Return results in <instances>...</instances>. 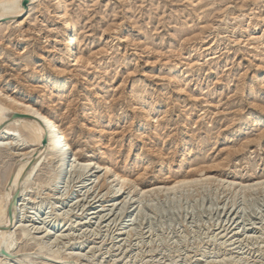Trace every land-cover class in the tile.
Instances as JSON below:
<instances>
[{
	"label": "rangeland",
	"instance_id": "obj_1",
	"mask_svg": "<svg viewBox=\"0 0 264 264\" xmlns=\"http://www.w3.org/2000/svg\"><path fill=\"white\" fill-rule=\"evenodd\" d=\"M44 3L27 9L21 20L28 24L20 32L0 35V85L37 100L43 113H57L73 149L87 153L96 146L90 129L97 117L105 124L108 158L143 186H164L160 183L164 160L173 177L191 170L197 176L217 173L226 180L240 176L244 182H264V37L260 38L264 0H232L228 6L219 0H66L77 20L79 49L91 60L89 65L73 67L61 59V76L51 71L60 33L48 1ZM40 71L48 73L47 78L37 77ZM176 78L185 89L180 94L173 84ZM28 82L40 87L33 96L22 87ZM247 85H254L252 95ZM97 88L103 90L104 101H95L90 108L84 96ZM43 89L49 90L52 107ZM135 90L144 91L142 95L156 105L155 121L165 123L159 128L166 138L163 142L158 132L150 142L136 140V129L130 128L134 116L127 106ZM255 104L257 111L252 110ZM91 111L98 113L93 117ZM253 116L260 117L254 125L243 124ZM184 141L189 150L183 149ZM130 142L135 144L131 151ZM17 159L13 152L0 153V198ZM52 178L47 165L37 169L23 212V225L33 236L18 237L15 250L0 252V264H264L260 192L246 203L240 200L234 210L227 193L215 188L218 184L178 194L161 192L164 195L144 201L149 208L134 213L139 216L134 225L116 207L111 213L100 190L92 188L87 195L80 190L67 201L76 184L52 192L48 188ZM98 211H104L102 217Z\"/></svg>",
	"mask_w": 264,
	"mask_h": 264
},
{
	"label": "bare ground",
	"instance_id": "obj_2",
	"mask_svg": "<svg viewBox=\"0 0 264 264\" xmlns=\"http://www.w3.org/2000/svg\"><path fill=\"white\" fill-rule=\"evenodd\" d=\"M47 1L49 4V8L52 10V13L54 14V19H55V20L53 19V21H55L54 26H58L57 29L59 30V33H60V41L58 42V44L56 46H53L54 50L52 49L53 50L52 53L56 54L57 57L55 59L56 62L52 63V65H51V71L54 72L58 76H61L64 73V70L61 68L62 66L60 65L62 63L61 59H67L68 62L71 64L70 66H73V67H79V66L82 67V66L89 65L91 58L84 57L81 50L79 49L80 37H79V33H78L77 20L70 13V11L66 5V0H46V2ZM28 2H29L28 8H24L22 5L23 0H0V35L4 34L6 31H8L9 33L20 32L23 29V26L25 24H28V21L24 20L25 21L24 22L23 20H21L23 17H25L28 14L27 9H29L32 6H41L45 2V0H28ZM219 2L224 4V6H228L232 2V0H219ZM261 35L262 36L260 38L264 37V33ZM58 47H60V49H61L60 51L62 54L59 52ZM39 74L40 75L37 77L42 79V78H47L48 73H45L44 71H40ZM180 80L181 79H178V78L173 79L175 91L178 94L182 93V91L183 92L185 91V89L182 86H180ZM258 80H260V79H258ZM58 82L59 81H57V82L54 81L55 85H58V84H56ZM253 82L255 83V80ZM32 83H34V81ZM26 84L27 85H23L22 87H25L26 89H24V91L26 90L27 93L30 92V94H32V96H33V93H35V92L37 93L36 89L40 88L38 86L36 87L34 84L28 85L29 82ZM243 85L241 87H243ZM252 86H254V85H252ZM252 86L251 85H250V87L248 86L249 87L248 90H249L250 95H252V91H253ZM241 87L238 86L237 89L240 90ZM59 88H60V86H59ZM44 89H45V87H44ZM44 89L42 90L43 94L45 92ZM238 90H237V92H238ZM241 90L244 91L243 88ZM48 91L49 90H47L45 92L44 98L47 101V102L46 101L45 102L48 103L50 107H52L54 101H53V99L50 98V94ZM13 92L11 93L10 90H8L7 88L2 87V85H0V153H2L4 151H9V152H13L18 157V159L14 162L12 170H10V173L8 175V180L6 183V192L3 193V195L0 198V252L4 251V253L2 252L3 255L5 254V251L7 252L8 250H12L19 244L20 239L18 237L28 239V238H31L33 236L34 232L32 233V230L29 231V228L26 229L25 228L26 224H25V226L23 225V218H24L23 212H24V209H26L25 208V202L27 201V197H29L31 195V193H33V191H31V189H33L37 169L40 166L42 167L43 165H47L49 168H51V171L53 173V178L51 179V181L49 183V187H48L52 192H54L55 189H58L60 186H64V185L67 186V184H70V183L76 184V187L74 186L75 189L73 190V193H71V194L69 193L70 195L67 197V201H68V200H70V198L72 197V195L74 193H79L80 190L85 191V194L89 193L92 188L95 191L100 190V191H98L99 196L101 198V196L104 194V196H102V199L106 198L104 200L108 201V203H110L109 206H110L111 213H112V209L114 207H116V211L118 210L121 214H123L125 212L126 217L130 218L131 219L130 221H133L134 225L139 224L138 223V217L139 216L135 217L134 213L136 211H138L140 207L142 210L147 209V207L149 208L150 206L145 205L147 203L145 200H148L149 197L152 198L153 196L158 195V194L162 195L163 193H166L169 195V193H172V194L177 193V192L180 193V191H183V190L190 191L191 189H195L196 191H198V189L200 187L202 188V186H204V184H206V183H209L208 185H211V183H212V184H214V186H215V184H218V187H215V188L221 189L223 194L227 193L226 194V200H227V198L230 199V203L228 204L230 206V208L238 206V204H239L238 202L240 200H243V199H244V202L246 203L247 201H249L248 200L249 198L253 197V196H251V195H253V193L260 192L259 194L264 195V182H262V180L261 181L259 180L258 182L256 180V182L248 183V182L242 181L240 176H239V178H236L233 180L232 179L226 180L224 178L216 176V175H218L217 173H216V175L205 174V175L197 176L193 173H189V172H191V170L188 171V173L186 172L187 174L185 173L182 176L173 177L172 175H170L172 173L169 171L171 165L169 166V163L167 162V160H164V159H163L164 162L162 163L163 169H164L163 175H162V177H163L162 180H164V181L160 182V183H163L164 186H159L160 184L159 185L157 184L158 186L155 185L154 187L143 186V185L139 184L136 181V179L135 180L132 179V177L129 175V173H127V171L116 168L114 161L112 159L108 158L107 153H106V147L104 145V139H103V137H105L103 134L106 132L105 126H104L105 124L103 122H101L100 119H98L97 117L96 118L94 117V114H95L94 112L91 111L92 113H90L93 115L94 118H93V126L90 125V126H92V128L91 129L89 128V129L92 131L91 134H92V137L94 139L93 144H95L96 146H94V147L90 146V150H87V153L83 152V151H76L75 149L72 148V143L69 140L68 136L63 132V130H61L60 123L56 117L57 113H55L56 115H53L54 113L53 114L52 113H43L42 112L43 109L41 108L42 106H41V104H38L36 102L37 100L35 101V99H33L32 97L31 98L22 97L21 95H19L22 91L18 94L13 93ZM40 92H41V90H40ZM143 93H144V91H142V90H135L129 96L128 99H130V102L127 104V106L129 108L128 112L132 114L131 116H134V118H132V120L133 119L135 120L134 125H132V127L130 126V128L131 129L134 128V130L136 129L135 132L132 131V132H134V135H136V140L138 142L141 141V143H144V142L147 143V141L150 142L153 139L155 140L157 135H160L159 137L162 138V134L159 133V131H161L159 128H162V126L165 123L159 121L158 118H157V121H155L156 116H157L156 114H155L156 116L154 115L156 105L151 104L152 102L149 103L150 98L143 96L142 95ZM165 97H166L165 95L160 96V97H158V99L156 101L158 102V100H159V102H162V100ZM42 101H44V100H42ZM95 101H100L101 103L104 101V93H103L102 89L98 90V88H97L96 90L91 91V92H89V94L84 96V102L87 106L88 105L92 106L93 104H91V103H94ZM154 103H155V100H154ZM43 104H44V102H43ZM96 104H97V102H96ZM250 105H253V102ZM54 106H55V104H54ZM91 106H90V108H91ZM254 106L255 107L252 106L254 108L252 110L257 111V110H255L257 105L255 104ZM258 106H260V104ZM47 107H48V105H47ZM49 108H48V110H49ZM55 108L56 107H54V109ZM260 108H261V106H260ZM54 109L52 108V110H54ZM95 109L92 108L93 111ZM263 109H264V107H263ZM87 110H91V109H87ZM259 110H262V109H259ZM126 112H125V114H126ZM97 113H98V111L96 112V114ZM166 113H168V112L166 111ZM179 113H181V111ZM163 114H164V112H163ZM16 115L19 117H14ZM117 115H119V114H117ZM120 115L122 116L123 113H121ZM186 116L187 115H185V114L183 116H181L182 117L181 123L183 122V124H184V122L187 120V119H185ZM254 116H255V114H254ZM254 116L252 118H249V119L247 118V120L245 119V123H243V124L247 126V125L252 123L254 125L256 123L257 118L259 117V116H256V117H254ZM110 122H112V121H110ZM165 122L167 123L168 121H165ZM131 123H133V122H131ZM192 123H193V125L196 124L194 122H192ZM164 127L166 128V125ZM164 127H163V129H164ZM189 127H190V125H189ZM191 127H193V126H191ZM248 128H249V126H248ZM131 129H130V131H131ZM186 129H188V128H186ZM241 129L236 131V132L242 131ZM157 132L159 134H157ZM190 132H191V130H190ZM51 133L53 136H51ZM262 133H259V134L262 135ZM191 134H193V133H191ZM164 136H165V134H164ZM166 137H168V136H166ZM193 137L194 136H192V138H191L192 141H193ZM45 138H48V143L46 145L44 144ZM52 138H54V139H52ZM159 139H157V140H159ZM165 139L162 138V142ZM159 141H161V140H159ZM187 141H189V140L187 139ZM187 141H184L183 149L189 150L190 148L187 145L189 142L187 143ZM58 144L61 146V149H62V152L64 153V156L61 154V151H59ZM86 144L90 145V142H88ZM148 145L152 146V143H148ZM82 146H81V148H82ZM134 146H135L134 142H130V144H129L130 151L134 148ZM78 149H80V148L78 147ZM83 150H85V149H83ZM20 151H25V152H20ZM160 151L161 150H159V152ZM164 157H165V155L162 154V158H164ZM200 170H202V169H200ZM68 175H69V177H68ZM47 186H48V184H47ZM161 192H163V193L161 194ZM17 194L19 195V200H18V204L13 208V211H12L13 223L11 224L10 218L8 215V208H9V205L11 203V200L14 199V197ZM92 194H95V192L93 191ZM177 194H175V195H177ZM46 195H49V194H46ZM150 198H149V200H150ZM254 198H255V196H254ZM256 200H258V199H256ZM144 201L146 202L145 204H144ZM224 203H226V201H224L223 204ZM136 205H138L137 208L135 210H133V208H135ZM240 207H241V205H240ZM237 208H239V206ZM106 210H107V208H106ZM104 211H105V209H104ZM104 211H100V212L98 211L100 217L103 216ZM58 216L59 215H57V218L59 219ZM41 228L42 227H40V229ZM38 229L39 228H37L36 230H38ZM34 230H35V228H34ZM123 230H124V228L121 229V231H123ZM128 234H130V233H127V235ZM128 236H130V235H128ZM35 237H33V239H32L33 241H34ZM24 239H22V240H24ZM35 239L38 241L39 238L38 239L35 238ZM21 242H23V241H21ZM239 242H240V240H239ZM240 245H241V243H240ZM8 253H10V252L8 251ZM205 254H203V255H205ZM6 255H7V253H6ZM11 257L12 256H10V258ZM223 260H224V258H223ZM209 264H211V263H209Z\"/></svg>",
	"mask_w": 264,
	"mask_h": 264
},
{
	"label": "water",
	"instance_id": "obj_3",
	"mask_svg": "<svg viewBox=\"0 0 264 264\" xmlns=\"http://www.w3.org/2000/svg\"><path fill=\"white\" fill-rule=\"evenodd\" d=\"M28 0H23V7L24 8H28ZM14 117H19V116H14ZM48 143V138H45L44 140V144L46 145ZM18 200H19V195L17 194L14 199L11 200V203L9 205V208H8V215H9V218H10V222L11 224L13 223V218H12V211H13V208L18 204Z\"/></svg>",
	"mask_w": 264,
	"mask_h": 264
},
{
	"label": "built area",
	"instance_id": "obj_4",
	"mask_svg": "<svg viewBox=\"0 0 264 264\" xmlns=\"http://www.w3.org/2000/svg\"><path fill=\"white\" fill-rule=\"evenodd\" d=\"M51 136H53L52 133H51ZM52 139H54V138H52ZM58 149H59V151H61V154L64 156V153L62 152L61 146L59 144H58Z\"/></svg>",
	"mask_w": 264,
	"mask_h": 264
}]
</instances>
